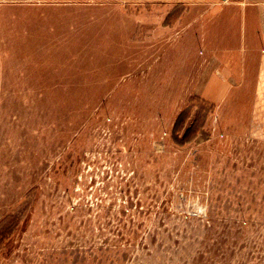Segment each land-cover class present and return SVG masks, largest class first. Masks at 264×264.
I'll return each mask as SVG.
<instances>
[{
	"label": "rangeland",
	"instance_id": "rangeland-1",
	"mask_svg": "<svg viewBox=\"0 0 264 264\" xmlns=\"http://www.w3.org/2000/svg\"><path fill=\"white\" fill-rule=\"evenodd\" d=\"M200 14L0 0V264H264V91L204 97Z\"/></svg>",
	"mask_w": 264,
	"mask_h": 264
},
{
	"label": "crops",
	"instance_id": "crops-1",
	"mask_svg": "<svg viewBox=\"0 0 264 264\" xmlns=\"http://www.w3.org/2000/svg\"><path fill=\"white\" fill-rule=\"evenodd\" d=\"M164 1L196 4L203 27L210 28L203 35L205 41L213 39L212 46L204 44L212 59L210 79L201 88L206 99L216 101V92L235 90L244 76L246 84L264 91V0Z\"/></svg>",
	"mask_w": 264,
	"mask_h": 264
},
{
	"label": "built area",
	"instance_id": "built-area-1",
	"mask_svg": "<svg viewBox=\"0 0 264 264\" xmlns=\"http://www.w3.org/2000/svg\"><path fill=\"white\" fill-rule=\"evenodd\" d=\"M222 2H228L229 0H221Z\"/></svg>",
	"mask_w": 264,
	"mask_h": 264
}]
</instances>
